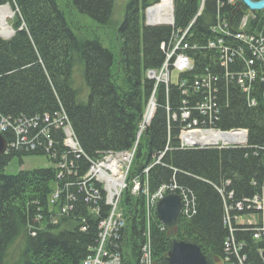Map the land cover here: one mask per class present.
I'll use <instances>...</instances> for the list:
<instances>
[{"label":"trees","instance_id":"16d2710c","mask_svg":"<svg viewBox=\"0 0 264 264\" xmlns=\"http://www.w3.org/2000/svg\"><path fill=\"white\" fill-rule=\"evenodd\" d=\"M67 1L68 5L64 0H0V6L9 4L15 12L13 37L0 36V122L5 119L16 127L34 120L45 123V115L66 117L88 157L75 160L79 176H83L90 160L134 148L155 87L147 73L160 69L165 60L162 44L168 43L174 30L190 23L201 0H174V28L147 25V9L160 0H128L118 27L117 54L98 38H79L69 19L76 10L108 26L116 0ZM245 14L238 2L206 0L198 30L206 32L219 16L234 17L238 22ZM254 14L257 18L251 33H264V11ZM197 56L202 69L211 64L209 52ZM76 71L81 74L85 93L76 86ZM195 74H201V69L186 78L187 86ZM258 87V93H251L256 106H251L248 95L237 85L219 88L218 120L199 126L248 131L245 146L223 148H182L181 131L192 123H168L167 91L163 85L158 88L159 107L139 139L130 177H140L151 195L163 188L164 197L179 195L184 209L178 225L170 230L159 220L156 206L148 212L146 195L133 196L130 189L123 192L119 208L125 227L118 240L123 264H139L147 234L154 264H164L174 239L196 243L214 264H230L228 245L233 246L234 239L247 264H264V88ZM168 97L172 112L178 115L184 100L198 101L191 94L183 95L175 85L169 87ZM208 116L201 121L209 122ZM3 135L9 143L16 141L13 129ZM51 137V152L47 151L49 141L42 139V146L34 152L16 151L0 157V264H84L97 245L100 222L110 214L105 200L98 214L85 203L84 195L77 197L72 211L62 213L65 183L70 179L60 180L56 166L68 149L62 130L53 129ZM35 156L46 157L52 166L6 173L13 160L22 166L25 158ZM58 188L65 189L63 197L51 204ZM76 190L70 189L73 194ZM256 197L262 209L248 210L246 201ZM238 203L244 205L242 211L237 209ZM251 217L250 223L242 222Z\"/></svg>","mask_w":264,"mask_h":264},{"label":"built area","instance_id":"2783aa9c","mask_svg":"<svg viewBox=\"0 0 264 264\" xmlns=\"http://www.w3.org/2000/svg\"><path fill=\"white\" fill-rule=\"evenodd\" d=\"M166 0H160L156 5L147 10V24L150 26H170L175 27V8L174 0H168L169 9L157 11ZM206 0H201L200 7L195 17L190 23L182 29L174 30L168 43L162 44V50L165 53V60L158 70H149L147 75L150 80L155 82L154 91L148 104V111L144 115L140 125L139 136L136 145L132 150L125 152H110L98 160H90L88 172L79 176V167L75 166V160L88 158L84 155L81 146L75 136L70 123H67L66 117L60 118L59 115L51 117L45 115V123H18L15 127L8 120L0 122V132L8 133L11 129L16 135V141L9 143L6 154L19 152H34L42 146V139L49 141L47 151L51 152L53 139L51 131L62 130L65 133V147L68 149L62 155V160L56 168L59 171V179L68 178L65 183L66 204L62 213H69L74 208V203L79 195H84L85 203L92 205L95 211L100 213V203L104 200L110 207L111 211L108 217L104 218L99 224V238L97 245L92 248V254L85 260L84 264H123V253L119 249L118 240L121 237V231L125 227V221L122 211L119 208L120 199L123 192L130 189L133 196L143 194L147 196L148 212L164 198L166 189H161L158 193L151 195L147 186L144 187L140 177L131 179L130 172L139 145V139L154 119L159 103L157 99V90L160 86H165L167 94V105L165 107L168 113V123H192L184 127L180 134L181 147H192L196 143L208 144L203 147H240L248 143V131L232 130L221 131L211 128L200 127L199 123H214L218 120L221 108L218 106V98L221 86L229 87L237 85L245 94L248 95L251 106L257 105L255 97L251 96L253 90L259 91L258 86L264 88V33H251V24L256 20L255 12L247 13L244 17L236 22L233 17L230 20L218 17L216 25H212L206 32H199L198 22L203 15ZM245 6L241 0H230V4ZM246 7V6H245ZM9 4L0 6L1 12ZM12 9V8H11ZM156 10V11H155ZM13 11V12H12ZM9 10L12 19L15 12ZM155 11V12H154ZM160 12V15H159ZM4 17V26L0 25V32L6 37L11 38L14 31L8 27ZM152 18V19H151ZM0 17V24H1ZM7 32V33H6ZM7 38V39H8ZM203 39V41H201ZM209 52L211 66L208 64L203 69L198 66L201 59L198 53ZM206 58L203 54V58ZM203 62V60H202ZM213 64V65H212ZM201 69V74H195V78L189 82L188 76H191L197 69ZM174 74H177L174 80ZM178 86L183 95L191 94L193 98L198 97V101L190 98L184 100L182 107L179 109L180 114L173 113L169 105L168 90L169 87ZM264 98V90H263ZM172 112V113H171ZM208 116V121H201L200 118ZM211 135H221L215 141L203 143V140ZM229 141H233L230 143ZM148 172V169L146 170ZM71 187L76 188V192L70 191ZM65 189L58 188L51 196V204H55L62 197ZM105 193V195H104ZM248 210H261L262 203L258 197L246 201ZM184 209V205H183ZM237 209L242 211L244 205L237 204ZM254 217L242 220L243 223H250ZM42 217L39 215L37 221L40 222ZM83 231L87 228L83 227ZM233 233V229H231ZM259 238L260 235H255ZM232 245H228L230 264H247V258L241 256L237 251L234 239ZM236 258V261H234ZM139 264H154V252L150 242V236L147 234V241L141 249Z\"/></svg>","mask_w":264,"mask_h":264},{"label":"rangeland","instance_id":"374dc122","mask_svg":"<svg viewBox=\"0 0 264 264\" xmlns=\"http://www.w3.org/2000/svg\"><path fill=\"white\" fill-rule=\"evenodd\" d=\"M128 0H116L115 9L112 17V22L108 26L99 25L97 22L89 18L88 16H83L79 14L76 10H72L69 19L73 23V27L77 32L79 38L83 39H93L98 38L102 41L103 45L114 53H118L119 40H118V27L122 24L125 18V10ZM64 3L68 5V1L64 0ZM242 9H245L246 13H251L250 9H246L245 6L241 5ZM12 11V9H8ZM13 12V11H12ZM12 16L8 15L6 17V22L8 27H11ZM147 22V15H146ZM177 74H174V80L176 79ZM75 82L77 88H80L83 93L87 92L85 88L83 79L79 71H76ZM150 102V101H149ZM148 109V106H147ZM148 111V110H147ZM157 113V111H156ZM154 114V117L156 115ZM192 147H203V145H196ZM11 154V153H10ZM52 166V163L43 156L27 157L24 159L22 166L19 165L17 159L13 160L6 169L8 175H15L20 171H31L36 169H45ZM157 206V204H156Z\"/></svg>","mask_w":264,"mask_h":264},{"label":"water","instance_id":"95a60500","mask_svg":"<svg viewBox=\"0 0 264 264\" xmlns=\"http://www.w3.org/2000/svg\"><path fill=\"white\" fill-rule=\"evenodd\" d=\"M251 11H264V0H241ZM150 26V24H148ZM0 36L6 37L0 32ZM232 143L233 141H229ZM196 145H208L196 143ZM195 145V146H196ZM8 141L0 132V157L6 155ZM183 210L182 198L177 194H170L161 199L156 207L159 220L168 229H174L178 225ZM264 256V255H263ZM164 264H214L211 257L206 256L199 245L191 241L174 239L171 241V249Z\"/></svg>","mask_w":264,"mask_h":264},{"label":"bare ground","instance_id":"6f19581e","mask_svg":"<svg viewBox=\"0 0 264 264\" xmlns=\"http://www.w3.org/2000/svg\"><path fill=\"white\" fill-rule=\"evenodd\" d=\"M160 9L161 10H168L169 9V3H168V0H166L165 2H164V4L161 6V7H159V8H157V11H160ZM156 11V10H155ZM154 11V12H155ZM6 15H10V12H9V10H7V8L4 10V11H2L1 12V26L2 27H5L4 26V22H3V20H4V17L6 16ZM159 15H160V12H159ZM152 19V18H151ZM7 33V32H6ZM219 138H222L221 137V135H217V136H215V135H211L210 137H208V138H206V139H204L203 140V143H208V142H210V141H215V140H218Z\"/></svg>","mask_w":264,"mask_h":264}]
</instances>
